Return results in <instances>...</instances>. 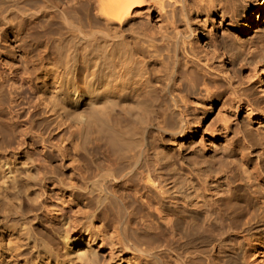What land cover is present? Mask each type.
Masks as SVG:
<instances>
[{
	"label": "bare ground",
	"instance_id": "6f19581e",
	"mask_svg": "<svg viewBox=\"0 0 264 264\" xmlns=\"http://www.w3.org/2000/svg\"><path fill=\"white\" fill-rule=\"evenodd\" d=\"M240 1L0 0V264H166L161 240L180 226L181 264H214L223 253L231 263L236 252L227 254L218 227L240 218L258 260L263 128L247 126L229 153L208 147L204 161L196 146L194 165L184 154L173 191L163 169L173 162H162L173 154L154 150L178 139L184 150L200 131L229 139V110L200 127L220 99L264 123V61L251 64V46L242 57L239 42L201 20L233 14ZM261 22L264 0H254L239 31ZM201 37L209 47L199 49ZM238 59L258 97L229 73ZM66 131L92 162L79 159L68 174L51 161L53 149L70 156ZM142 209L158 221H134Z\"/></svg>",
	"mask_w": 264,
	"mask_h": 264
},
{
	"label": "rangeland",
	"instance_id": "374dc122",
	"mask_svg": "<svg viewBox=\"0 0 264 264\" xmlns=\"http://www.w3.org/2000/svg\"><path fill=\"white\" fill-rule=\"evenodd\" d=\"M253 2L254 0H241L239 7L235 13H230L229 11H226L225 15L222 16V12L220 14L215 15H203L201 17V20L204 23V27L207 31L213 30L214 36H218L220 40H223L226 38V35L231 36L234 38L235 41L239 42V48L235 49V51L240 52V50L243 51L242 57L244 56L247 47L251 46L250 53L247 54L249 57L251 64L252 63H258L261 61H264V22H261L257 25L256 29L252 31L250 34H242L239 31L240 25L242 21L246 19V16L248 15L249 11L253 8ZM225 28V31L221 30L220 28ZM206 44V43H205ZM204 43L202 41V37L198 42L199 49H205L209 47L208 44L203 46ZM234 50H232L233 52ZM234 51V52H235ZM223 56H219L216 60V64L221 67L223 62ZM230 67L229 60L227 59L226 65L224 68ZM234 68L229 71V73L236 74V84H240L241 86H250L249 89H247V92L250 93L253 97H258V83H256V78L250 75V68L248 65H245L244 62L241 59H238ZM217 71V70H216ZM219 72V71H217ZM228 73V74H229ZM225 99V97H224ZM231 109V104L228 102H223V100H217L214 102V106L211 110L207 111L205 115V119H202L201 126L203 130H205L206 127L210 125L211 122H215L216 124L219 123L220 117L224 113H228L227 110H229V117L231 119L232 123V131L230 132V138L227 140H221L219 138H213L208 134V131H200L197 132L194 136H191L189 139H187L184 143L185 146L184 150L181 148V140H170L167 142L166 145H158L154 147V150L156 152L161 150V147L165 149L168 156L173 154L172 156H169L167 160H164L162 162L167 163V161H172L173 163H167L163 166L166 179L164 181V185L167 189H170L173 191V183L174 179L179 178L180 182H178L179 185H181V179L182 177V167H181V160L184 158V154H187L186 157L191 161L190 164L194 165L195 162H193V149L198 146L199 147V154L195 156L196 160L198 161H204L205 155H206V149L209 147L212 149L217 144L221 145V147H228L227 153H229L233 147L235 146H242L243 142V134L245 132V129L247 126H252L253 128H259L262 127L264 130V123H254L249 119L246 112L244 110H239L237 108H234L233 111ZM232 111V112H231ZM201 116L204 115V112L200 114ZM65 136V143L69 147V154L72 158L76 159L75 161H72L70 159V156L68 158H64L61 154V151H58L57 149L51 152L53 157L51 161L53 164L57 166V168L60 171L65 172V174L69 173L73 166L78 165L79 159H81L83 162L87 163L88 165H92V162L90 158L82 153L81 147L79 145L80 138L78 135L66 131ZM57 140H59V137H55ZM159 154H161L159 152ZM185 157V159H187ZM235 157L239 159V154L236 153ZM237 172H239L238 169H236ZM190 173V171L188 172ZM182 176V177H181ZM177 184V185H178ZM63 192H59V194H62ZM66 193V190L64 191ZM67 194V193H66ZM189 194V193H188ZM193 194H189L186 198H190ZM188 204V203H186ZM141 218L147 223L150 221H158L157 215L149 211V209H142L140 213L136 214V218L134 221H140ZM216 221H229V220H216ZM233 221L234 229H229L226 222L222 225H220L218 228L222 230V240L227 242L226 248L228 249L227 254H234V251L236 252V257L234 258V261L231 263L226 262V260L229 258L228 255L223 253L220 255L219 259L215 260L214 264H260L259 261H261L262 264H264V253L262 255H258L255 260V256L248 253V244L246 243L244 233H245V227H246V221H243V219H237V220H231ZM264 223V221H262ZM251 224L256 225V221H252ZM160 241V240H158ZM164 244L167 243V246H162L161 249L164 251L163 256L165 258L166 264H181V226L172 233H169L165 236V239L162 238L161 240ZM160 242V243H162ZM211 247V246H209ZM206 256L200 261L202 264H206ZM262 259V260H261ZM143 262V261H142ZM118 264V263H117ZM126 264V263H125ZM140 264V263H139ZM142 264H147L145 261Z\"/></svg>",
	"mask_w": 264,
	"mask_h": 264
}]
</instances>
